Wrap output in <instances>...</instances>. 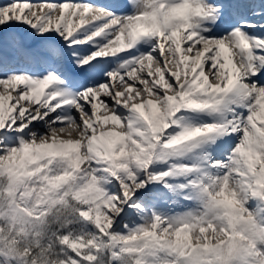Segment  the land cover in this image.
<instances>
[{"label": "snow or ice", "instance_id": "6c2138e0", "mask_svg": "<svg viewBox=\"0 0 264 264\" xmlns=\"http://www.w3.org/2000/svg\"><path fill=\"white\" fill-rule=\"evenodd\" d=\"M0 264H264V0H0Z\"/></svg>", "mask_w": 264, "mask_h": 264}, {"label": "bare ground", "instance_id": "6f19581e", "mask_svg": "<svg viewBox=\"0 0 264 264\" xmlns=\"http://www.w3.org/2000/svg\"><path fill=\"white\" fill-rule=\"evenodd\" d=\"M33 2H35V0H33Z\"/></svg>", "mask_w": 264, "mask_h": 264}]
</instances>
